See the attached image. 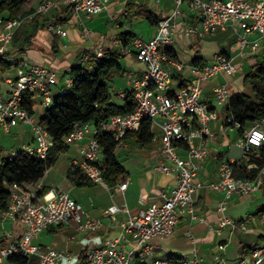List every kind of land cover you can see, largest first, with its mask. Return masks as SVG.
Returning <instances> with one entry per match:
<instances>
[{"label":"built area","instance_id":"built-area-1","mask_svg":"<svg viewBox=\"0 0 264 264\" xmlns=\"http://www.w3.org/2000/svg\"><path fill=\"white\" fill-rule=\"evenodd\" d=\"M111 1L63 0V3L73 7L78 24L83 26L84 34L89 37L92 30L84 25L83 19L99 17ZM175 3V11L161 19L153 38H136L130 46L123 48V53L134 55L136 61L144 66L143 74L134 77L129 92L122 90L116 95L123 102L131 94L136 104L134 112L114 116L98 126L91 122L75 123L64 139L65 147L76 146L80 152V158L72 163V171L83 174L95 184L109 186L98 165L105 158L101 134L112 133L119 148L128 147L127 135L138 131L143 122L149 121L151 143L159 146L155 171L174 177V185L163 194L161 202L151 204L136 215L129 214L127 220L120 224L117 237L87 242L84 259L76 258L73 264H136L147 259H152L149 264H173L171 258H156L154 240L165 241L174 236L180 218L186 212L193 214L196 195L203 188L223 195L220 212L226 211L233 196L256 194L261 188L259 178L237 177L234 166L243 165L248 171L258 168L254 160L264 146V118L249 127L240 124L231 112L233 93L226 83L214 85L213 102L207 99L206 92L212 81L220 76H235L243 70L245 60L261 53L264 45V0H175ZM184 7L196 21L179 28L177 21L182 17ZM58 9L57 0H44L25 17L0 14V63L9 65L0 71V142L3 134L11 133L20 125L29 126L34 138L33 144L22 150L10 151V158L26 152L29 156L46 159L55 146L41 117L55 105L54 87L62 73L53 65H36L19 57L13 42L21 26L41 14L47 15ZM218 30H229L235 35V56L222 52L210 59L185 63L168 54L174 53L178 45L177 35L204 39ZM47 31L61 38L68 35L65 26L57 20L48 24ZM95 49L97 57H101L103 49L98 45ZM64 73L62 94L69 93L73 85L71 69ZM26 101L31 103L33 114L25 107ZM37 108L44 111L39 118L35 117ZM219 110L223 112L224 125L217 131L214 127L220 118ZM156 128L159 134L155 132ZM236 131L240 135L235 145L242 152V159L233 161L227 155L222 156L218 180L206 184L201 172L214 151L212 144L219 137ZM4 184L10 199L7 208L0 210V218L21 226L23 231L8 244L0 245V264H10L12 257H36L41 264H64L69 261L68 257L35 244L34 240L52 226L72 222L80 231H96L102 227L101 220L88 217L81 204L68 193L45 192L42 181L33 184L31 189L17 183ZM128 184L126 179L116 189L125 191ZM121 212V208L112 205L104 215L116 221ZM193 218L196 219L195 216ZM227 226L244 231L248 229L245 222L237 223L223 216L219 228ZM217 260L219 263L225 261L223 258ZM176 264H203V260L194 249ZM234 264H264V248L238 256Z\"/></svg>","mask_w":264,"mask_h":264},{"label":"crops","instance_id":"crops-1","mask_svg":"<svg viewBox=\"0 0 264 264\" xmlns=\"http://www.w3.org/2000/svg\"><path fill=\"white\" fill-rule=\"evenodd\" d=\"M57 1L60 6L65 5L63 0ZM174 6H176L175 0H112L108 9L99 17L91 20L83 19L84 25L92 30V34L89 37L84 34L83 26L78 24L75 15L73 21L62 23L67 29L68 35L64 38L57 36L58 49L60 50L58 55L55 56L52 50L54 38L44 30L39 31L38 35L33 39L31 47L25 51L15 50L19 52V57L26 59L32 64L53 65L62 73L58 84L54 87L56 96L64 87V72L71 69L73 59L76 57H88L86 53L79 54L80 50H91L96 45H102L104 49L118 50L122 55V60L126 61V66L123 65L126 70L124 73L130 74L131 77L130 87L125 89L129 90L134 77L143 74L144 66L136 61L134 55H127L122 52L125 47L124 35L131 34L132 36L129 39L128 46L132 44L134 39L141 38L130 27V25L144 19L139 15L140 8H147L155 16L163 19L173 13ZM64 10L60 8L53 10L45 17L51 18ZM101 18L105 20L104 25L96 24V21ZM53 20L56 19H52L50 22ZM195 21L196 19L184 7L183 15L177 22L179 28H183L184 25H191ZM41 23L42 20H40ZM154 27V33L149 38H143V40H150L156 35L157 25ZM223 33L233 34L229 30ZM216 37H218L217 33L208 35L204 39H188L177 35L178 45L174 50V54L178 60L185 63H192L198 58L205 60L206 57L201 56L204 50V43L206 40H213ZM232 48L233 52H214L209 59L215 54L222 52L235 56L237 54L235 40L232 43ZM263 50L264 45L260 54L250 56L245 60L243 68L246 66L247 61L251 64H253V61L260 63L259 56L262 55ZM262 64L264 65V62ZM243 75L242 70L233 77L220 76L215 79L208 85L207 99L213 102L212 88L218 83L228 84L233 94L242 93L241 85L239 86L236 82L239 80L243 82V79H241ZM117 101L113 102L116 104L123 103L119 98ZM36 110L40 109L37 108ZM41 111V113L44 112L43 110ZM219 113L220 118L214 127L217 131H220L224 125L222 110H219ZM247 126L249 127L250 124ZM155 132L159 134V129L156 128ZM239 135L240 132H230L226 136L219 137L212 144L211 147L212 149L214 148V151H212L210 159L201 172L202 180L206 184L218 180L219 163L222 156L227 155L233 161L242 159V152L235 145ZM15 136H23L25 138L21 149L34 142L30 127L20 125L11 133L3 134L0 145L5 137L13 145ZM158 148L159 146L154 143L143 147L129 139L128 147H121L117 152L120 164L126 173L120 181L109 186L95 184L83 174L72 171L71 166L74 159L80 158V152L76 146L68 147L61 152L53 167L40 180L43 182L44 191L68 193L70 197L81 204L88 217L101 220L102 227L96 231H80L75 222L63 226H52L35 239L34 243L52 248L68 257L69 261L64 262V264H73L74 259L80 258L87 242H98L99 240L104 241L117 237L120 232V224L127 220L129 214L136 215L140 210L151 204L161 202L163 194L169 192L174 185V177L163 176L155 171ZM215 149L218 151L216 152ZM257 178L261 181L260 190L256 194L248 196H233L225 212L219 211V204L223 199V195L212 189L203 188L196 195L193 214L186 212L180 218L174 236L165 241L154 240L156 258L172 259V257H175L181 260L189 256L194 249H197L203 264H234L238 256H244L243 252L250 253L253 250L264 248V167L260 169ZM126 179L129 181L127 189L125 191L116 189L117 185L125 182ZM33 186V184H30L28 187ZM112 205H117L122 210L116 221L104 215V212ZM127 210L130 213H127ZM223 216L231 218L237 223L245 222L248 229L244 231L240 228L233 229L231 226L223 229L219 228L220 219ZM22 231L23 228L21 226H15L11 221H4L0 218V245L8 244L13 237H17ZM220 246L224 247V249H221ZM217 258H223L225 261L219 263ZM30 260L33 264H41L36 257H32ZM151 261L152 259H147L136 264H149Z\"/></svg>","mask_w":264,"mask_h":264},{"label":"trees","instance_id":"trees-1","mask_svg":"<svg viewBox=\"0 0 264 264\" xmlns=\"http://www.w3.org/2000/svg\"><path fill=\"white\" fill-rule=\"evenodd\" d=\"M25 0H0V14L10 17H18L22 12ZM64 10L58 15L46 18V15H39L29 24L21 26L14 38V49L25 51L33 44V39L39 31H46L54 38L53 54L60 53L58 49V37L47 31V26L52 19L58 22H71L74 20V10L71 5H59ZM31 12V11H30ZM29 12V13H30ZM28 13V14H29ZM26 15V13L24 14ZM139 15L153 26L158 25L161 18L155 16L147 8H140ZM40 20L42 23L40 24ZM131 34L124 35L125 47L129 45ZM132 41V40H131ZM86 53L87 60L75 63L71 66V76L73 85L69 93L61 92L55 97V105L47 109L41 117V122L47 128L50 136L55 141V146L46 159L29 156L26 152H20L13 158H3L0 163V210H5L8 206L10 194L5 187L7 184L17 183L23 187L42 180L45 174L50 170L58 155L68 147L64 145V139L70 134L75 123L91 122L95 126L109 120L114 116L127 115L134 112L136 108L135 101L131 94L121 104L113 102L109 83L113 80L117 72H126L122 55L118 50L107 48L102 50V56L97 57L96 49L80 50L79 54ZM226 53V52H225ZM174 59H178L173 52L168 53ZM201 61L200 58L195 61ZM9 65L0 63V71L8 68ZM264 84V65L253 61L249 74L243 78V82ZM255 98L244 93H235L232 98L231 112L235 119L247 126L256 120L264 118V95L259 93V88L254 86ZM129 92V90H128ZM31 114L33 110L29 101L25 102ZM128 139L133 140L140 146H148L152 142L151 124L145 121L141 124L138 131L127 135ZM101 144L104 147V161L98 165L103 170L105 180L109 185H114L122 179L126 173L121 166L117 151L118 143L115 141L112 133L104 132L100 136ZM254 162L257 169L248 171L243 165H235L234 172L239 178L256 179L260 169L264 167V146L260 149ZM30 189L32 187H29ZM243 255L249 252H243ZM84 259V251L80 255V261ZM178 258L172 257V263L176 264ZM33 264L25 257H12L10 264Z\"/></svg>","mask_w":264,"mask_h":264},{"label":"rangeland","instance_id":"rangeland-1","mask_svg":"<svg viewBox=\"0 0 264 264\" xmlns=\"http://www.w3.org/2000/svg\"><path fill=\"white\" fill-rule=\"evenodd\" d=\"M25 5L23 8V12H21L19 14V16L25 17L26 15H24L25 13L28 14L32 8L39 2H42L44 0H25ZM176 9V6H174V11ZM173 11V12H174ZM105 20L104 19H98L96 21V24L99 25H104ZM131 30L138 36L141 37L142 39L144 38H149L155 31V27L153 25H151L149 23V21L142 19L139 20L137 23H134L133 25H130ZM224 31L222 30H218L217 32V36L216 38H214L213 40H206L204 43V50L202 51L201 56L202 57H206V59H209L210 55H212V53H217V52H221V51H227V52H233V48H232V43L235 40V37L233 34L231 33H223ZM99 47H101L102 49L103 46L100 45ZM88 58V57H87ZM86 57L84 58H79L76 57L75 59H73L72 64L75 63H79L81 61L87 60ZM260 59V63L264 62V50L262 52V55L259 56ZM31 63V62H30ZM122 63L124 66H126V61L123 59ZM252 68V64L247 61L246 66L243 68V76L241 77V79H243L247 74L250 73ZM130 74L128 73H124V72H117L114 75L113 80L109 83L110 86V91L113 97V101L118 102V97H116V93L128 89L130 87ZM236 83H238V85L242 87L243 90H241L242 93L255 98V91H254V86H257L259 88V93L264 95V84H259V83H252L251 81L244 83L242 82V80L237 81ZM41 109L40 110H36V114L35 117L40 116L41 114ZM15 143L12 145L9 142L8 138H4L3 143L0 145V163L2 161L3 158H6L9 154V152L12 149H20L23 147V143H24V137L23 136H15ZM119 149V148H118ZM118 152V151H117Z\"/></svg>","mask_w":264,"mask_h":264}]
</instances>
